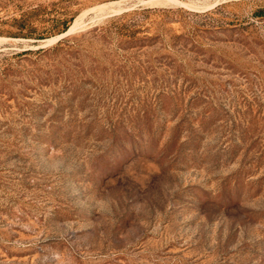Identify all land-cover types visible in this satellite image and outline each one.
<instances>
[{"label":"rangeland","instance_id":"rangeland-1","mask_svg":"<svg viewBox=\"0 0 264 264\" xmlns=\"http://www.w3.org/2000/svg\"><path fill=\"white\" fill-rule=\"evenodd\" d=\"M0 264H264V0H0Z\"/></svg>","mask_w":264,"mask_h":264},{"label":"bare ground","instance_id":"bare-ground-1","mask_svg":"<svg viewBox=\"0 0 264 264\" xmlns=\"http://www.w3.org/2000/svg\"><path fill=\"white\" fill-rule=\"evenodd\" d=\"M105 7V6H104ZM113 11V10H112ZM102 13V12H101ZM78 21V20H77ZM75 22L69 29H68V32H71L73 31L74 29H76V26L78 25V22ZM80 21V20H79ZM82 25V24H81ZM80 26V25H79ZM78 27V26H77ZM52 41V40H51Z\"/></svg>","mask_w":264,"mask_h":264},{"label":"water","instance_id":"water-1","mask_svg":"<svg viewBox=\"0 0 264 264\" xmlns=\"http://www.w3.org/2000/svg\"><path fill=\"white\" fill-rule=\"evenodd\" d=\"M69 32H67V33H65V34H63V35H66V34H68Z\"/></svg>","mask_w":264,"mask_h":264},{"label":"trees","instance_id":"trees-1","mask_svg":"<svg viewBox=\"0 0 264 264\" xmlns=\"http://www.w3.org/2000/svg\"><path fill=\"white\" fill-rule=\"evenodd\" d=\"M65 30V29H64Z\"/></svg>","mask_w":264,"mask_h":264}]
</instances>
